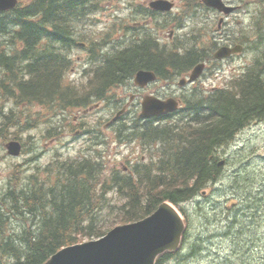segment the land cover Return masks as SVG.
<instances>
[{
    "label": "trees",
    "instance_id": "obj_1",
    "mask_svg": "<svg viewBox=\"0 0 264 264\" xmlns=\"http://www.w3.org/2000/svg\"><path fill=\"white\" fill-rule=\"evenodd\" d=\"M63 4V0H35L34 5L0 13V80L19 105L16 114L3 116L2 141L9 138L14 127L18 130L13 131V138L18 139L21 131L38 127V120L23 112L26 107L53 108L57 103L85 107L93 95L109 97L113 86L138 67L161 71L162 60H175L152 54L143 41L134 39L112 56L108 68L100 72L95 90L74 96V89L61 75L66 62L60 46L73 40L69 25L58 20L64 14ZM260 61L231 91L189 101L184 121L180 118L154 125L137 119L131 127L117 126L126 139L159 144L156 162L138 163L132 172L124 174L113 168L105 172L101 162L91 158L51 163L42 169L37 166L32 174L15 166L7 189L0 195V264H44L62 247L100 237L115 224L139 220L166 200L182 211L187 230L182 248L164 253L157 264H192L207 256L213 260L199 264H232L231 259L208 248L212 239L204 207L191 211V204L195 205L193 200L199 193L223 176L225 163L220 162H226L222 159L225 148L236 134L264 119V58ZM190 112L196 118L190 117ZM128 128L132 131L126 134ZM235 178L240 181V172ZM112 191L118 196L110 197ZM248 203L251 207L256 204L258 212L254 215H258L263 199L254 197ZM241 224H235V230L226 237L232 239ZM245 262L238 260V264Z\"/></svg>",
    "mask_w": 264,
    "mask_h": 264
},
{
    "label": "rangeland",
    "instance_id": "obj_2",
    "mask_svg": "<svg viewBox=\"0 0 264 264\" xmlns=\"http://www.w3.org/2000/svg\"><path fill=\"white\" fill-rule=\"evenodd\" d=\"M103 1L102 6L109 8L106 10H109L110 16L103 18L108 23L107 28L102 29L103 24H97L99 32L110 30L112 24L117 21L116 17L126 18L130 12L128 6L133 0H114V4L110 3L109 0ZM231 1L236 2L235 4L240 2L239 4L244 6L240 14L236 13L231 18L230 26L233 28V32L239 31L242 25L246 27L244 30L251 31L252 16L256 15L258 5L253 0ZM130 9L132 8L130 7ZM170 28L169 26L165 28L161 36L162 39L168 38ZM83 30L82 33H86L85 28ZM182 33L184 32H180L177 37L178 42L182 38ZM116 36L117 33H115ZM257 49L252 47L250 51ZM77 55H83V52L78 48L73 51V62L69 71L65 72V76L73 82L70 84L71 86L76 85L78 91H85L87 88L84 86L83 77L78 72L81 64L79 61H75ZM261 58H264L263 48H259L252 54L247 52L244 58H238L235 61H223L217 65L212 63L204 78V84L206 88L212 89V91L216 88H224L237 78L236 75L239 77L242 69L247 67V63L260 61ZM179 78L174 83L177 84ZM161 86L163 87V84ZM175 88L176 86L172 87L173 90ZM129 89V85L120 86L116 89V92L126 97ZM169 91V88H162L161 93L165 94ZM212 91L208 90L206 93L210 94ZM58 105V103L55 104L53 108L26 107L27 110L23 111L31 113L39 124L33 130H23L18 133L25 144V150L19 158H12L7 154L4 150V143L7 140L2 141L0 137V195L7 189L8 176L17 165L20 166L21 171L27 170V174H32L37 166L42 169L51 163H60L64 159L78 158L84 153L94 154L96 150H105L106 146L108 158L105 156L104 159L108 160V169L120 168L122 163L128 165L134 158L143 156L139 147L136 149L132 146V143L122 144L117 139L114 130L105 126L109 118L112 117L115 109L114 102L98 105L93 103L94 106L90 110H84L85 114L83 110L76 108L69 107L70 109L65 110L55 108ZM59 107L62 106L59 105ZM138 110H140V106L138 107L136 104L131 112ZM18 111V102L15 98L5 94V89L1 87L0 80V124L4 115L11 114V112L16 114ZM55 114H59L55 119L60 118L57 128L46 123ZM169 120L173 121L175 117ZM97 126L100 127L101 134H104L107 138L109 137V144L94 147L96 141L92 140V133L87 132V130L95 131L94 127ZM14 130L16 131L18 128L10 129L9 139L13 138L12 133ZM77 130H82V135ZM84 133H91L90 145L86 143L89 138L86 135L83 136ZM30 135L32 139L29 140ZM225 149L226 153L222 157L226 161L223 176L209 186L210 188L206 193V195H209L207 198L199 194L193 200L195 205L191 204V211L200 205L204 207L205 223H208L206 228L209 231V237L212 239L208 248L215 251L217 256L231 259L232 264H238V260L240 262L242 259L246 260L245 264H264V119L253 122L242 129ZM237 172L241 174L240 181L235 178ZM254 197L263 199L261 211L258 215H254L258 212L256 204L251 207L248 203ZM234 199L238 200L236 209L231 207ZM240 221L242 224L239 226V230L237 229L232 239H228L226 236L230 235L232 230H235V224L237 226ZM194 232L198 233L197 230ZM223 237L224 240H222ZM93 238L87 237L84 240ZM212 260L213 257L207 256L204 259L199 258L196 262L192 261V264H199L202 261L210 263Z\"/></svg>",
    "mask_w": 264,
    "mask_h": 264
},
{
    "label": "water",
    "instance_id": "obj_3",
    "mask_svg": "<svg viewBox=\"0 0 264 264\" xmlns=\"http://www.w3.org/2000/svg\"><path fill=\"white\" fill-rule=\"evenodd\" d=\"M16 3L17 0H0V10L13 8ZM213 3L222 7L220 0ZM142 80L143 76H138L137 81ZM177 108L174 101L148 99L143 104L142 116L161 115ZM6 146L11 155H20L19 140H12ZM185 228L182 214L165 201L151 215L118 225L100 239L65 247L44 264H156L161 253L179 248Z\"/></svg>",
    "mask_w": 264,
    "mask_h": 264
},
{
    "label": "flooded vegetation",
    "instance_id": "obj_4",
    "mask_svg": "<svg viewBox=\"0 0 264 264\" xmlns=\"http://www.w3.org/2000/svg\"><path fill=\"white\" fill-rule=\"evenodd\" d=\"M64 4L62 5L61 8H63L64 10V14H68L69 16H71V18L73 20H80L82 17L79 14L80 12L83 13V7L85 8H90L91 9V13L94 12L93 7L96 6V3L94 0H86L85 2L83 0H63ZM144 4V16L145 18H148V20L154 18L157 14H160L161 16L165 15L166 13H162V12H155V10H153L151 7H148V1L143 0L142 1ZM151 2V1H150ZM176 2V9L174 11V17L175 19L173 20V24L171 25V29L175 30L176 28L175 25L179 24L181 25L182 22L186 19V17H190L191 18V11H188L186 9V7H184L183 1L182 0H175ZM197 1L193 0V4H195ZM197 27L200 30V34H198V38H200L201 40L203 39L205 48L208 49L209 44L208 41L210 39L213 27H212V21L211 18L209 17V20L205 23V14H201L198 16L197 18ZM176 31V30H175ZM230 33V30L226 27H222V30L219 31L221 35V38L225 35L224 33ZM226 37V36H225ZM228 41L226 42H222V40H219L217 44L221 45V44H226ZM204 48L200 49L199 52H204ZM201 59H198L197 61L194 62V64L192 66H194L196 63H199ZM201 80H199L197 83L193 84V86L197 85L198 83H200ZM165 82H168V80H165ZM143 91V93L141 91H139L136 94V98L138 95L142 94V97L145 94H152V95H156V96H160L162 98L167 97L168 95H171L173 93H176L175 91H172L171 93L168 94H162V86L160 84H156V83H152L149 84L147 87L140 89ZM191 93V91H189ZM177 96L180 101H184V98L187 97V95L185 94H181V95H175ZM210 95L208 96L209 99ZM172 115V114H170Z\"/></svg>",
    "mask_w": 264,
    "mask_h": 264
},
{
    "label": "bare ground",
    "instance_id": "obj_5",
    "mask_svg": "<svg viewBox=\"0 0 264 264\" xmlns=\"http://www.w3.org/2000/svg\"><path fill=\"white\" fill-rule=\"evenodd\" d=\"M194 1H197V0H194ZM220 164H224L223 162H220Z\"/></svg>",
    "mask_w": 264,
    "mask_h": 264
}]
</instances>
